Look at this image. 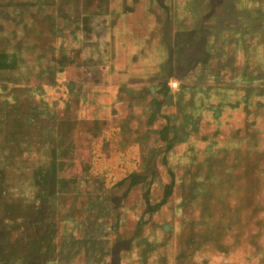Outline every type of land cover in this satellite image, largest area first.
<instances>
[{
    "label": "rangeland",
    "instance_id": "374dc122",
    "mask_svg": "<svg viewBox=\"0 0 264 264\" xmlns=\"http://www.w3.org/2000/svg\"><path fill=\"white\" fill-rule=\"evenodd\" d=\"M0 264H264V0H0Z\"/></svg>",
    "mask_w": 264,
    "mask_h": 264
}]
</instances>
